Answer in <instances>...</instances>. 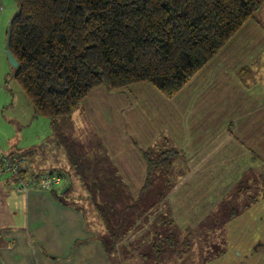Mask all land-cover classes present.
<instances>
[{"label": "crops", "instance_id": "crops-1", "mask_svg": "<svg viewBox=\"0 0 264 264\" xmlns=\"http://www.w3.org/2000/svg\"><path fill=\"white\" fill-rule=\"evenodd\" d=\"M262 55L264 3L174 97L148 82L116 90L102 85L78 106L133 196L148 178L143 151H177L165 211L181 231H193L214 215L224 237V251L201 261L208 252L194 247L209 246L192 243L198 255L189 263L264 264V64H254ZM4 154L11 153L0 149V264L115 263L97 236L100 227L86 223L84 210L51 196L53 190L65 195L67 183L77 186L71 193L76 199L90 195L77 172L42 170H59L60 182L20 192L19 179L2 169ZM29 168L24 163L21 175L38 179L42 171ZM229 200L238 207L223 213L218 206Z\"/></svg>", "mask_w": 264, "mask_h": 264}, {"label": "trees", "instance_id": "trees-1", "mask_svg": "<svg viewBox=\"0 0 264 264\" xmlns=\"http://www.w3.org/2000/svg\"><path fill=\"white\" fill-rule=\"evenodd\" d=\"M17 1L9 47L19 64L14 78L35 115L45 117L71 115L90 91L102 85L116 90L148 82L165 97H174L264 3V0ZM176 153L173 148L160 153L143 151L148 178L141 193L150 189L157 173L168 176ZM26 160L25 157L20 174ZM107 162L93 166L97 168L88 177L89 182L81 180L90 195L78 199H92L90 207L104 231L103 235L97 232V236L114 264H118L112 256L118 243L131 248L127 252L129 257L124 256V264H161L168 259L171 264L188 262L193 249L188 246L175 251L177 234L152 231L166 224L175 226L165 211L164 199L172 185L170 178L158 201L141 209V195L127 193L117 171L110 167L112 171L108 172ZM76 171L79 174L78 168ZM59 172L56 174L61 176ZM51 192L56 202L84 210L80 204L58 195V191ZM158 203L162 204L161 211ZM152 207L155 208L150 212ZM191 233L184 231L183 238L187 239ZM164 242L169 243V250L163 249ZM174 251V257L163 260V253Z\"/></svg>", "mask_w": 264, "mask_h": 264}, {"label": "rangeland", "instance_id": "rangeland-1", "mask_svg": "<svg viewBox=\"0 0 264 264\" xmlns=\"http://www.w3.org/2000/svg\"><path fill=\"white\" fill-rule=\"evenodd\" d=\"M0 3L3 5V9L0 10V149L11 154H24L27 158L25 164L27 165L28 162L29 169L33 173L61 167L75 174L77 172L76 168H78L81 180L89 182L90 178L88 177L92 176L97 168L93 166L97 164L102 165L104 162L106 163L108 161L101 147V143L99 142V138L94 133L90 122L87 121L85 114H83V111L79 107H77V111L79 112L75 111L73 116L69 115L67 117H45L34 114L31 102L14 78L15 68L7 60L4 51L8 23L17 13L18 1L0 0ZM262 57L264 56L262 55L261 58L259 57L256 59L254 64L263 65L264 61ZM73 163L76 164V167ZM107 163L109 166L107 167L109 169L108 172L110 173L112 171V168H110L112 163L109 161ZM6 174L13 176L8 172H5V175ZM20 176L21 174L18 177L20 178ZM18 177L13 176L12 178L19 179ZM168 177L169 175L165 176L161 175V173H157L153 177L154 180L152 181L150 189L140 194L142 200L139 203V207L141 209L147 208L158 201L159 193L165 190L164 188L166 187V180ZM174 178L175 177L170 180H174ZM73 182L76 183L75 178H73ZM76 187V185L71 184L65 195H71ZM61 196L69 201L80 204L84 208L85 217L87 219L86 223L95 229H97V227L99 228L98 224H95L96 221H98L96 217L91 219V215H89L94 212V210L90 208L92 199H71L64 195ZM234 196L233 194V197ZM223 203L224 204L218 206L220 210H224L223 213H228L231 208L238 207V202L232 200ZM157 206L160 208L159 211H161L162 204L158 203ZM154 208L155 207L150 208V212L154 210ZM155 213H157L156 210ZM219 217L223 218L224 216ZM209 219L210 220L207 219L204 225L201 224L195 228L187 239L183 238L184 231H179L176 226L168 224L158 229L153 228L152 231L156 229L161 234L162 232H164V234L169 232H173L175 235L177 234V241L174 245L176 247L175 251L182 248L187 249L188 246V248L193 249L192 243H198L197 245L201 247H203V245H206L205 247L209 246L199 249L194 247L196 251L206 250L208 252L207 257L199 259V261H201L225 249L221 245L224 241L221 226L216 225L218 221L214 223L216 219L214 215H211ZM146 228L147 226L144 227V230H146ZM99 232L100 235L104 234L103 230H99ZM169 248V243L164 242L163 249L169 250ZM130 249L128 245L118 243L113 250L114 255L112 256L118 264H124V256L129 257V253L127 252H130ZM175 251L170 254L168 252L163 253V260L165 261L167 256L174 257ZM191 255L194 256L195 261H197L196 255L198 254L192 252L187 258L188 262H182V264H191L189 263L191 261ZM171 263L172 261L168 259L161 264Z\"/></svg>", "mask_w": 264, "mask_h": 264}, {"label": "built area", "instance_id": "built-area-1", "mask_svg": "<svg viewBox=\"0 0 264 264\" xmlns=\"http://www.w3.org/2000/svg\"><path fill=\"white\" fill-rule=\"evenodd\" d=\"M3 9V5L0 3V10ZM25 161V157L20 154H11L2 156V169L5 172L18 177L20 175V166ZM19 178V177H18ZM61 180V176L56 173L43 172L39 178L26 179L19 178L17 185L15 186L17 191L23 192L29 189H50L52 185L58 184Z\"/></svg>", "mask_w": 264, "mask_h": 264}, {"label": "water", "instance_id": "water-1", "mask_svg": "<svg viewBox=\"0 0 264 264\" xmlns=\"http://www.w3.org/2000/svg\"><path fill=\"white\" fill-rule=\"evenodd\" d=\"M14 19V16L9 20L8 23V27H7V31H6V40H5V44H4V51H5V55L7 57V60L9 61V63L14 67H18V62L15 59V57L13 56V54L10 51V34H11V23ZM68 187V183L63 187V189H61V192H64L65 189H67Z\"/></svg>", "mask_w": 264, "mask_h": 264}]
</instances>
